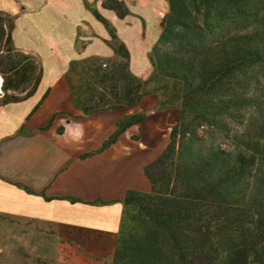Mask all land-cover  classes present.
I'll return each instance as SVG.
<instances>
[{
    "label": "trees",
    "instance_id": "trees-1",
    "mask_svg": "<svg viewBox=\"0 0 264 264\" xmlns=\"http://www.w3.org/2000/svg\"><path fill=\"white\" fill-rule=\"evenodd\" d=\"M262 1L168 0L147 79L133 73L114 31L121 58L71 61L72 101L84 114L135 106L149 94L159 110L180 111L166 146L144 166L150 190L125 191L111 264H264V22L243 25ZM102 5L120 18L129 12L120 0ZM12 17L0 9V108L29 98L43 75L33 55L13 46ZM147 116L123 115L80 158L104 152Z\"/></svg>",
    "mask_w": 264,
    "mask_h": 264
},
{
    "label": "crops",
    "instance_id": "crops-1",
    "mask_svg": "<svg viewBox=\"0 0 264 264\" xmlns=\"http://www.w3.org/2000/svg\"><path fill=\"white\" fill-rule=\"evenodd\" d=\"M103 1L79 0L77 6L84 16L70 28L61 25L62 30L57 34L53 32L56 39L49 51L41 49L45 35L42 26L17 20L0 6L1 11L13 16V46L33 55L39 70L43 71L34 94L0 108V221L24 220L28 234L69 237L67 242L74 247L82 248L76 243L86 239L79 244L90 254L112 253L116 246L124 210L122 199L130 188L126 182L128 155L115 152L117 140L104 152L81 159L82 153L100 147L87 150L81 145L84 132L80 124L85 119L108 118L113 125L105 134L109 136L123 115L147 112L146 119L154 115L158 100L157 96L149 94L135 106L84 114L72 101L67 79L71 61L93 55L121 58L110 44L115 42L111 32L114 31L118 36L116 42L124 43L129 49L133 73L141 79L149 78L153 72L150 51L159 39L161 21L168 11V0H139V5L144 6L140 13L127 0H120L129 9L128 14L120 18L114 9L104 7ZM8 4L10 0H4V6ZM93 7L108 19L110 27L96 17ZM164 7L165 13L160 15ZM145 24L147 40L134 43L139 27ZM87 27L93 34L84 33ZM155 27L160 30L159 36L155 35ZM16 31L24 33L21 43L16 39ZM83 37L87 41L79 45ZM0 78L3 83V75ZM51 104V109H46ZM61 127H64L62 132ZM74 239L78 241L75 243Z\"/></svg>",
    "mask_w": 264,
    "mask_h": 264
},
{
    "label": "rangeland",
    "instance_id": "rangeland-1",
    "mask_svg": "<svg viewBox=\"0 0 264 264\" xmlns=\"http://www.w3.org/2000/svg\"><path fill=\"white\" fill-rule=\"evenodd\" d=\"M78 1L10 0V4L5 7L4 0H0V6L17 17V20H25L34 26H42L45 35L42 38L41 49L49 51V47H53L56 39L53 32L57 34L62 30L59 29L61 25L66 29L70 28L73 23L76 24L84 16L77 6ZM126 2L136 8L137 12H143L144 6L139 5V0H127ZM257 7H259L256 9V11L259 10L257 17L243 23L248 30L252 29L258 20L264 22V0L258 3ZM163 13H165V7L161 9L160 15H164ZM155 29H157L155 35L159 36L160 30L156 27ZM84 31L86 35L93 34L88 27ZM16 35L17 41L21 43L25 37L24 33L16 31ZM147 35V24H145L142 28L139 27L137 39L132 37L133 42H145ZM66 38L67 35L64 40ZM83 41H87V39L80 38L79 45ZM260 75L261 86L264 87V67L261 68ZM0 76L2 75L0 74ZM52 106V104L48 105L46 109L50 110ZM154 110L156 113L150 115L141 126L130 127L118 139L115 152H124L128 155L126 182L130 185V189L150 190L149 180L144 174V166L162 152L167 144L170 129L178 120L180 113L179 109L161 111L159 108H154ZM149 111L151 113V109ZM80 127L84 132L81 145L88 150V148L97 145V147H101L104 139L108 136L105 134L109 133L113 125L108 118H90L82 121ZM134 135L138 138L134 139ZM25 227L24 220L7 219L0 221V264H111L112 262L114 250L112 253L110 251L90 254L83 248V244H79L80 240L86 242V239H79V241L74 239L75 243L78 241L76 244L82 248L74 247L73 243L67 242L69 237L28 234V229Z\"/></svg>",
    "mask_w": 264,
    "mask_h": 264
},
{
    "label": "bare ground",
    "instance_id": "bare-ground-1",
    "mask_svg": "<svg viewBox=\"0 0 264 264\" xmlns=\"http://www.w3.org/2000/svg\"><path fill=\"white\" fill-rule=\"evenodd\" d=\"M2 84V79L0 78V92H3Z\"/></svg>",
    "mask_w": 264,
    "mask_h": 264
},
{
    "label": "built area",
    "instance_id": "built-area-1",
    "mask_svg": "<svg viewBox=\"0 0 264 264\" xmlns=\"http://www.w3.org/2000/svg\"><path fill=\"white\" fill-rule=\"evenodd\" d=\"M4 91L3 92H0L1 96L3 95Z\"/></svg>",
    "mask_w": 264,
    "mask_h": 264
}]
</instances>
